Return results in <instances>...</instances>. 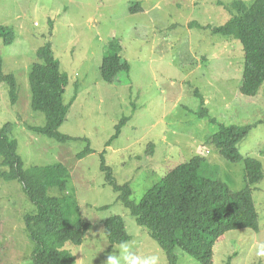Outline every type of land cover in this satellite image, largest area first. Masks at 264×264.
Instances as JSON below:
<instances>
[{
    "label": "rangeland",
    "instance_id": "374dc122",
    "mask_svg": "<svg viewBox=\"0 0 264 264\" xmlns=\"http://www.w3.org/2000/svg\"><path fill=\"white\" fill-rule=\"evenodd\" d=\"M232 1L0 0V25L16 32L11 44L0 38V57L18 90L11 104L7 84L0 83V126L12 123L10 136L24 167L61 163L68 168L66 192L52 189L50 194L74 196L82 219L91 224L80 245L65 246L75 264H105L108 255L119 254L117 245L108 250L103 232V221L112 215L123 218L134 250L155 251L166 264L149 231L105 182L101 153L105 151L116 182L130 186L134 203L168 170L194 156L206 159V174L239 191L245 187L243 161L224 160L206 142L220 124L254 125L238 149L243 157L261 162L263 179L252 185L259 230L225 233L214 246L212 264H264V257L256 256L257 244L264 242V83L256 96H243L242 45L212 32L229 19L226 6ZM136 4L141 9L131 12ZM110 41L118 43V54L130 70L106 83L99 68ZM48 42L68 75L63 102L76 95L59 131L80 140L59 143L26 128L45 123L44 115L30 108L28 76L38 61L37 49ZM197 93L215 122L198 116ZM124 115L130 119L106 146ZM82 138L92 152L79 160L76 154L86 146ZM32 207L18 182L0 179V264L30 263L32 246L23 216ZM176 253L177 264H200L180 250Z\"/></svg>",
    "mask_w": 264,
    "mask_h": 264
},
{
    "label": "trees",
    "instance_id": "16d2710c",
    "mask_svg": "<svg viewBox=\"0 0 264 264\" xmlns=\"http://www.w3.org/2000/svg\"><path fill=\"white\" fill-rule=\"evenodd\" d=\"M140 9V4H136L130 11ZM226 9L229 19L213 28L212 32L233 37L241 43L243 72L239 91L243 96L254 97L264 83V0H233ZM0 38L5 44H11L16 32L12 27L0 25ZM118 46V43L110 41L102 58L99 73L106 83L115 81L120 73L128 75L130 70L128 62L118 54ZM37 59L28 76L30 108L42 113L45 123L41 126L27 125L26 128L59 143L80 140L59 131L76 95L68 103L63 102L68 75L61 70L49 42L37 49ZM2 82L7 84L10 103L14 104L18 99L17 82L13 74L4 73L0 57ZM197 95L201 108L198 116L215 122L208 110L203 108V97ZM129 119L130 116L121 117L106 146L119 137L121 128ZM253 127L252 124H220L206 140L224 160L230 163L243 161L245 187L239 191H232L226 183L206 174L203 169L206 159L194 156L168 170L139 202L134 203L130 200V186L116 182L111 167L106 164L105 151L101 153L100 171L105 182L118 193L117 199L122 201L137 224L149 231L163 251L166 264H177L176 250L188 254L200 264H212L214 246L225 233L242 229L259 230L252 185L263 179L262 164L254 158L243 157L238 149V143ZM11 131L10 122L0 126V179L18 182L33 206L23 216L24 230L32 246L29 264H75L74 255L65 246L80 245L91 224L82 219L74 196L50 194L52 189L66 192L69 170L61 163L24 167L17 152V141L10 136ZM82 139L86 146L76 154L79 160L92 152L87 139ZM103 232L108 240V250L130 240L123 218L119 215H112L103 221Z\"/></svg>",
    "mask_w": 264,
    "mask_h": 264
},
{
    "label": "clouds",
    "instance_id": "9594fccd",
    "mask_svg": "<svg viewBox=\"0 0 264 264\" xmlns=\"http://www.w3.org/2000/svg\"><path fill=\"white\" fill-rule=\"evenodd\" d=\"M115 248L119 249V254L108 255L105 264H161V258L155 251L141 253L126 241L120 242ZM256 256L264 257V242L257 244Z\"/></svg>",
    "mask_w": 264,
    "mask_h": 264
}]
</instances>
